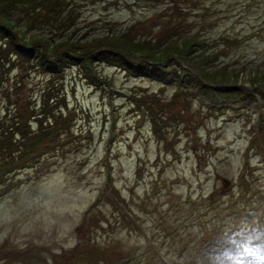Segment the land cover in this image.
Masks as SVG:
<instances>
[{
    "label": "rangeland",
    "instance_id": "374dc122",
    "mask_svg": "<svg viewBox=\"0 0 264 264\" xmlns=\"http://www.w3.org/2000/svg\"><path fill=\"white\" fill-rule=\"evenodd\" d=\"M68 1L73 26L88 33L81 40L106 26L128 28L131 41L149 48L188 34L190 52L203 57L185 61L213 83L206 91L190 84L185 95L177 81L130 74L110 57L92 61L90 77L76 64L62 69L52 80L64 105L54 101L29 122L45 131L59 117L47 114L62 107L71 111L57 131L71 116L69 131L46 137L44 155L0 170V264H163L161 255L172 264H228L207 249L219 225L240 221L247 239L263 241L264 103L260 109L255 101L264 99V0ZM16 26L32 41L42 29ZM30 63L11 54L0 64V128L16 109L25 119L48 100L49 73ZM212 87L223 92L212 95ZM25 134L5 136L3 155L18 151ZM105 184L95 211L85 213ZM248 247L264 258L260 244Z\"/></svg>",
    "mask_w": 264,
    "mask_h": 264
},
{
    "label": "trees",
    "instance_id": "16d2710c",
    "mask_svg": "<svg viewBox=\"0 0 264 264\" xmlns=\"http://www.w3.org/2000/svg\"><path fill=\"white\" fill-rule=\"evenodd\" d=\"M68 3V0H0V30H2L1 32H3L4 37H6L4 40L5 42H3L5 46L2 45V43L0 44V58L4 57V60L0 61V64L3 65V62H7L8 55L12 54L10 46L14 43H18L20 39L24 40V36L21 37L18 34L19 28L16 29V24L21 20L22 24L23 21L25 22L26 30L32 29L31 27L33 25L37 29L42 26V29L39 28L40 30H33V32L30 33L33 41L40 42L42 46L44 45V49L38 51L35 47L36 44L31 39L29 40V42L34 43L35 51L37 54L41 53L42 51L48 54L62 53L65 51L63 49H73L80 51L99 47L102 45V43L95 44V41H110V48L115 47L120 50H122L123 48L130 52H137L138 54L145 55V58L139 55L137 56L142 60L148 58V61L149 63H151L153 68L161 67V65L175 66L176 64L181 63L189 65V63L185 61V59H187L188 57L194 58L195 56H197V59H200L199 62H202L203 56L201 55V53L190 52L191 46L189 47V45L192 41L191 39H189L188 34H185L183 39L179 40V44L177 39H173L171 40V42L174 43L171 45L167 44L162 46V48H149L148 46L137 43V40L135 41V43L134 40L131 41V37L128 38V28H124L123 31H115L109 26H106V32L104 34H100L98 32L96 34H92L89 38L86 37L84 38V40H81L83 37L88 35V33L86 30H82L80 33H78L79 28L73 26V24L75 23L73 17L74 13L70 12L71 10L67 6ZM194 37L196 38V36H192L191 38ZM193 48L194 50H196V48L199 47L193 46ZM124 55H127L129 57L127 53H125ZM164 57L165 60H154ZM148 61L146 60L145 63H148ZM188 68L193 77L201 79L202 81H205L207 83L213 82L209 81L202 73L196 72V70H194L190 66H188ZM46 83L47 89L45 90V92H43L46 94V97H43V99L48 98V100L43 104L42 108H38L39 111H36L34 107L29 108L31 111H27L28 117H25V119L19 118L21 116V113L18 109L13 111L11 117L15 116L16 113L17 119L14 118V120L10 122L11 124L8 125L7 129L3 130L2 135H5L6 133H9L13 130L15 132L23 131V133L26 132L23 137L30 136V138H28L27 140L35 142L39 137L45 134V132L34 130L33 126H30V117H34L33 115H35L37 112L39 114L43 111L44 114L45 110L52 107L54 101L56 102L59 100L60 102H62V105H64V96L61 97L62 92L58 89V86H55V83L51 79H49V81ZM204 86L207 87L208 85L204 84ZM50 98H52V102L51 100H49ZM64 112V110L62 111V107H59L58 109L53 108V112H50L52 115L47 114V119L50 116L55 119L59 115V117L55 120L57 121L60 116L64 114ZM38 117L39 116H37L36 118L38 123H40L42 119L46 118V116H43V118L40 117L39 121ZM41 125L42 123L40 124V126ZM4 140L6 139H3V137L0 138V148L2 149L3 147L1 146L3 144H1V141L4 142ZM28 143V141H22L21 148L18 151H13L16 153L13 155H3L2 150L0 149V156H2L0 157V164L2 162L5 163L12 157H18L28 146ZM6 148V150L12 151V148L9 147V144L6 145Z\"/></svg>",
    "mask_w": 264,
    "mask_h": 264
},
{
    "label": "snow or ice",
    "instance_id": "6c2138e0",
    "mask_svg": "<svg viewBox=\"0 0 264 264\" xmlns=\"http://www.w3.org/2000/svg\"><path fill=\"white\" fill-rule=\"evenodd\" d=\"M233 243H236V241H233ZM239 247L243 248V252L247 255H255L258 249H253L250 247H245L243 243L239 244Z\"/></svg>",
    "mask_w": 264,
    "mask_h": 264
}]
</instances>
